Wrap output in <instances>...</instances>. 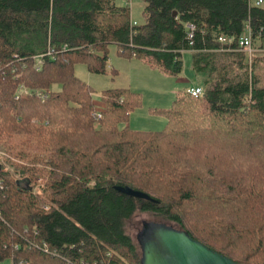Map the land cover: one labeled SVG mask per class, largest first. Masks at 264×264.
<instances>
[{"label": "trees", "instance_id": "trees-1", "mask_svg": "<svg viewBox=\"0 0 264 264\" xmlns=\"http://www.w3.org/2000/svg\"><path fill=\"white\" fill-rule=\"evenodd\" d=\"M143 1L133 24L116 0H0V144L20 173L0 171V264H142V236L129 233L137 212L238 264H264V2ZM247 26L252 54L238 44ZM112 44L173 75L190 50L203 93L179 92L160 110L163 129L136 130L126 123L141 94L109 88L97 126L75 66L106 74ZM38 175L48 177L42 197Z\"/></svg>", "mask_w": 264, "mask_h": 264}, {"label": "rangeland", "instance_id": "rangeland-1", "mask_svg": "<svg viewBox=\"0 0 264 264\" xmlns=\"http://www.w3.org/2000/svg\"><path fill=\"white\" fill-rule=\"evenodd\" d=\"M116 1L120 5L129 4V0ZM129 5L132 9V22L142 23L144 1L132 0ZM258 57L256 72L260 83L264 85V53L259 52ZM182 60L183 71L180 75L167 74L143 59L120 55L117 45L112 44L108 62L110 69L106 74L91 73L85 64L76 65L75 73L90 84L94 100L97 102L102 92L109 88L125 87L139 92L142 102L130 113L126 124L131 123L130 127L136 130H161L166 126L167 118L160 110L170 108L179 92L193 86H204L205 74L194 70L190 50L183 52ZM111 69H114V72ZM153 219L149 214L137 212L129 226V233L136 238L143 223L151 222Z\"/></svg>", "mask_w": 264, "mask_h": 264}, {"label": "water", "instance_id": "water-1", "mask_svg": "<svg viewBox=\"0 0 264 264\" xmlns=\"http://www.w3.org/2000/svg\"><path fill=\"white\" fill-rule=\"evenodd\" d=\"M115 188L136 198L158 201L130 186L116 185ZM147 224L148 229L142 237V264H238L194 239L186 230L165 222Z\"/></svg>", "mask_w": 264, "mask_h": 264}, {"label": "built area", "instance_id": "built-area-1", "mask_svg": "<svg viewBox=\"0 0 264 264\" xmlns=\"http://www.w3.org/2000/svg\"><path fill=\"white\" fill-rule=\"evenodd\" d=\"M130 1L131 0L128 1L129 4H130ZM263 2H264V0H256L257 5H261ZM132 23L136 24V22H132ZM195 28H196L195 24H193V23L187 24L188 38L191 41L194 39ZM261 31H263V28L261 29ZM219 40L222 42H229V43L233 42V38L220 37ZM238 44H239L240 50L248 52L249 54H252L256 50L253 47L251 26H247L246 34L242 35L239 38ZM42 64H43L42 57H39L37 68L40 69ZM188 92L191 93L193 96H198V95L203 93V87L193 86V87L188 89ZM104 110H105V108L104 109L100 108L97 104H95V108L93 110V115H94L95 121L97 122V125H99L100 121L103 119ZM14 160H16V159L14 157H12V155L3 146H0V171L5 172V173L11 172L15 176L20 177V173H17L14 170V168L11 166V162ZM47 181H48L47 176L38 175L35 178L34 183H33V187H32L33 194L37 195L38 197H42L44 195L46 187H47ZM3 189H4V184L1 181L0 182V195H1V190H3ZM41 204L46 209H48L50 207L45 202H43ZM3 264H6V263H3ZM82 264H85V263L82 262ZM96 264H111V263H109V262H98Z\"/></svg>", "mask_w": 264, "mask_h": 264}, {"label": "crops", "instance_id": "crops-1", "mask_svg": "<svg viewBox=\"0 0 264 264\" xmlns=\"http://www.w3.org/2000/svg\"><path fill=\"white\" fill-rule=\"evenodd\" d=\"M132 1V0H131ZM131 1H130V4H131ZM199 86V85H198ZM95 104H97L100 108H105V103L103 102V100L101 99V96H100V100L99 102H97V100L95 99L94 100ZM130 126H131V123H130ZM139 130V129H138Z\"/></svg>", "mask_w": 264, "mask_h": 264}, {"label": "flooded vegetation", "instance_id": "flooded-vegetation-1", "mask_svg": "<svg viewBox=\"0 0 264 264\" xmlns=\"http://www.w3.org/2000/svg\"><path fill=\"white\" fill-rule=\"evenodd\" d=\"M148 222H144L143 223V227H142V229L140 230V235L143 237L144 235H145V233H146V231H147V229H148V224H147Z\"/></svg>", "mask_w": 264, "mask_h": 264}, {"label": "bare ground", "instance_id": "bare-ground-1", "mask_svg": "<svg viewBox=\"0 0 264 264\" xmlns=\"http://www.w3.org/2000/svg\"><path fill=\"white\" fill-rule=\"evenodd\" d=\"M192 44V43H191ZM41 69V68H40ZM39 70V69H38Z\"/></svg>", "mask_w": 264, "mask_h": 264}]
</instances>
